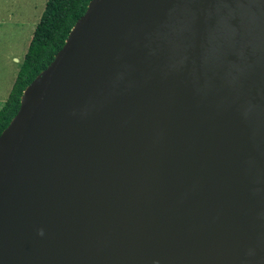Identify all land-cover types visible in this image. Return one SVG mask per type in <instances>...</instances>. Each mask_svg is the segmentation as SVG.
Instances as JSON below:
<instances>
[{"label":"water","instance_id":"obj_1","mask_svg":"<svg viewBox=\"0 0 264 264\" xmlns=\"http://www.w3.org/2000/svg\"><path fill=\"white\" fill-rule=\"evenodd\" d=\"M0 264H264V0H91L0 134Z\"/></svg>","mask_w":264,"mask_h":264},{"label":"trees","instance_id":"obj_2","mask_svg":"<svg viewBox=\"0 0 264 264\" xmlns=\"http://www.w3.org/2000/svg\"><path fill=\"white\" fill-rule=\"evenodd\" d=\"M91 0H46L10 92L0 108V134L19 109L20 97L31 81L53 60L75 22Z\"/></svg>","mask_w":264,"mask_h":264},{"label":"rangeland","instance_id":"obj_3","mask_svg":"<svg viewBox=\"0 0 264 264\" xmlns=\"http://www.w3.org/2000/svg\"><path fill=\"white\" fill-rule=\"evenodd\" d=\"M46 0H0V108L14 82Z\"/></svg>","mask_w":264,"mask_h":264}]
</instances>
